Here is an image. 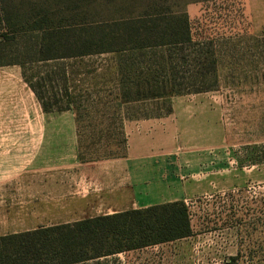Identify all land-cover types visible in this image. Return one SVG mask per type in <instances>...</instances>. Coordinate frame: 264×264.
I'll return each instance as SVG.
<instances>
[{
  "label": "rangeland",
  "instance_id": "1",
  "mask_svg": "<svg viewBox=\"0 0 264 264\" xmlns=\"http://www.w3.org/2000/svg\"><path fill=\"white\" fill-rule=\"evenodd\" d=\"M54 1L11 4L23 13ZM146 2L116 0L112 8L114 16L148 12L165 18L153 26L152 45L143 49L40 61L34 34L19 32L10 42L0 39L6 45L0 62H19L9 65L19 66L51 106L52 111L42 109V116L75 122L72 147L61 140L50 154L43 148L51 145H41L42 168L66 162L70 148L87 162L122 155L124 123L163 114L170 105L180 122L184 110L196 108L199 99L216 109V141L205 151L216 154L217 181L188 201L192 235L77 264H264V0H148L145 7ZM109 11L104 0H97L89 9L72 12L96 20L87 33L97 41L99 20ZM183 14L191 41L154 45V33L166 27L167 18ZM123 92L133 100L126 101ZM67 104L69 110L57 111ZM28 153L27 162L34 156Z\"/></svg>",
  "mask_w": 264,
  "mask_h": 264
},
{
  "label": "crops",
  "instance_id": "2",
  "mask_svg": "<svg viewBox=\"0 0 264 264\" xmlns=\"http://www.w3.org/2000/svg\"><path fill=\"white\" fill-rule=\"evenodd\" d=\"M198 101L184 110V122L173 106L168 115L126 121L123 155L82 162L70 148L66 162L42 168L41 145H51L43 148L50 154L61 140L72 147L75 122L45 119L21 68L0 65V235L180 200L188 204L206 193L217 181L216 154L205 151L216 141L217 112ZM28 152L34 155L29 162Z\"/></svg>",
  "mask_w": 264,
  "mask_h": 264
},
{
  "label": "trees",
  "instance_id": "3",
  "mask_svg": "<svg viewBox=\"0 0 264 264\" xmlns=\"http://www.w3.org/2000/svg\"><path fill=\"white\" fill-rule=\"evenodd\" d=\"M14 1L16 0H0L2 13L0 39L10 42L15 40L19 32L34 34L32 38L35 39L40 61L74 55L143 49L152 45L150 31L153 26L159 25L158 21L165 19L152 16L153 14L148 12L114 16L112 8L116 0H104L111 14L109 11L107 17L99 20L98 24L102 32L95 41L94 34H89L87 31L92 29L96 20L85 13L72 11L80 7L89 9L97 0H55L51 6L39 9L33 6L23 13L17 5L11 4ZM107 4L110 6L107 7ZM147 5L148 0L145 7ZM69 20L78 22L66 23ZM22 25L26 27L22 28ZM164 26L166 27H159L160 31L154 33L158 36L154 45L182 44L191 41L185 14L170 15ZM164 34L167 37H164ZM77 42L80 43L74 47ZM5 50L6 45L0 42V56ZM15 63L19 64V62L2 61L0 65ZM28 85L38 98L42 109L45 112L52 111L44 98L39 97L34 86L29 83ZM122 95L124 99L127 97L126 92ZM69 109V104L57 107V111ZM171 111L170 105L163 114H149L140 119L161 117L170 114ZM79 159L82 162L87 161L84 158ZM190 216L189 205L180 200L101 214L73 223L40 226L33 230L0 235V264H77L124 251L171 242L192 235Z\"/></svg>",
  "mask_w": 264,
  "mask_h": 264
}]
</instances>
